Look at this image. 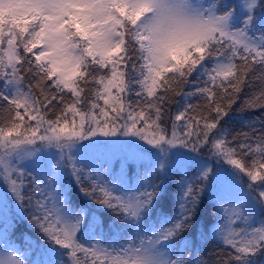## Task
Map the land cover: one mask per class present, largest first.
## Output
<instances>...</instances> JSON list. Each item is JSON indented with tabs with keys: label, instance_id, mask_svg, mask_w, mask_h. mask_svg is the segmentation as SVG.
Instances as JSON below:
<instances>
[{
	"label": "snow or ice",
	"instance_id": "1",
	"mask_svg": "<svg viewBox=\"0 0 264 264\" xmlns=\"http://www.w3.org/2000/svg\"><path fill=\"white\" fill-rule=\"evenodd\" d=\"M256 81L264 0H0V214L43 241L5 227L0 264H264V129L221 124ZM173 95L203 103L169 131Z\"/></svg>",
	"mask_w": 264,
	"mask_h": 264
},
{
	"label": "trees",
	"instance_id": "2",
	"mask_svg": "<svg viewBox=\"0 0 264 264\" xmlns=\"http://www.w3.org/2000/svg\"><path fill=\"white\" fill-rule=\"evenodd\" d=\"M259 84V81H256L253 86H250L249 91L250 94L247 93V98L239 99L236 98L234 104H232L231 109H228V115L221 121L223 127L227 128L229 132L233 135L240 132H247L250 135L259 134L262 129H264V109L261 108H249L246 101L250 100L253 96V93L257 92L258 89L255 86ZM184 92H189V88L191 86H182ZM195 97H187L185 98L183 95H173L171 103L168 104V117H169V131L171 130V117L177 114V105H184L186 102H190L193 105L202 104L203 102H198ZM249 125H252V128H249ZM253 129L255 133H253ZM231 140V135L228 137ZM147 156V155H146ZM145 162L147 160H144ZM176 170L173 169V172ZM170 184L171 186H175V184L179 181L180 176L172 174L170 175ZM213 204L211 190L206 191L203 194V204L200 207L199 218L201 223L208 216V211L211 205ZM213 251H216L212 245L208 246Z\"/></svg>",
	"mask_w": 264,
	"mask_h": 264
},
{
	"label": "rangeland",
	"instance_id": "3",
	"mask_svg": "<svg viewBox=\"0 0 264 264\" xmlns=\"http://www.w3.org/2000/svg\"><path fill=\"white\" fill-rule=\"evenodd\" d=\"M185 85H181L180 87L182 88ZM186 86H191L189 88V91L193 90L192 85H186ZM249 87H244L242 91L239 93L238 97L239 99H244L247 98V93L250 94ZM183 89V88H182ZM184 90V89H183ZM197 98L198 102H203L201 98ZM102 103V102H101ZM230 140V139H229ZM46 151H55V149H45ZM186 151L184 149H179L177 148L172 149V151ZM150 159L149 156L144 157V160ZM111 166L114 170L118 171L120 167V161L119 157L113 158L111 161ZM223 167H228L227 165H223ZM142 170V169H141ZM69 188V196L72 201V205L76 208L80 207H85L91 211H102L101 209L98 208L97 205H95L94 202H89L86 198L83 197V195L79 192V190L75 187L74 183H69L68 185ZM7 227L8 229V235L11 240H13L17 246L23 245L26 241H31L36 244L43 245V241L39 239L38 234H36L32 229L28 228L27 224L21 219L19 214L17 213L16 207L14 204L10 205V208L7 213V224L4 223V216L3 214H0V231H3V229ZM43 248L41 247L40 249L37 250H29V259L33 260L34 264H36L37 261H40L43 259Z\"/></svg>",
	"mask_w": 264,
	"mask_h": 264
}]
</instances>
